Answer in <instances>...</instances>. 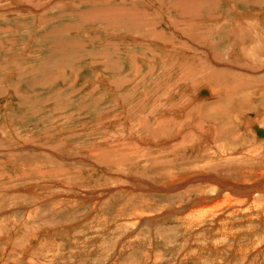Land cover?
Here are the masks:
<instances>
[{"label":"rangeland","instance_id":"rangeland-1","mask_svg":"<svg viewBox=\"0 0 264 264\" xmlns=\"http://www.w3.org/2000/svg\"><path fill=\"white\" fill-rule=\"evenodd\" d=\"M258 127L264 0H0V264H264Z\"/></svg>","mask_w":264,"mask_h":264},{"label":"bare ground","instance_id":"bare-ground-1","mask_svg":"<svg viewBox=\"0 0 264 264\" xmlns=\"http://www.w3.org/2000/svg\"><path fill=\"white\" fill-rule=\"evenodd\" d=\"M20 3V2H19ZM253 31V30H252ZM250 34H252V33H250ZM237 45V44H236ZM254 47V46H253ZM233 48V47H232ZM240 76V75H239ZM249 94V93H248ZM229 106V105H228ZM164 112V111H163ZM230 120V119H229ZM232 123V122H231ZM234 124V123H233ZM245 126V125H244ZM246 126H247V124H246ZM236 127V126H235ZM239 127V126H238ZM254 128H255V126H254ZM256 131H257V136L259 137V138H263V136L264 135H260L259 134V132L258 131H263L264 132V129H261V128H256ZM213 132V131H212ZM239 136H240V134H239ZM229 138H227V139H230L231 138V140H232V135H230V136H228ZM241 137H242V135H241ZM240 139H242V138H240ZM223 140V139H222ZM237 141H239V140H237ZM203 142V141H202ZM240 142H241V140H240ZM231 144V143H230ZM230 148V147H229ZM241 150V149H240ZM221 151H222V148H221ZM254 151V150H253ZM222 153V152H221ZM250 153V152H249ZM230 154V153H229ZM222 156H223V154H221ZM232 155V154H231ZM221 156V157H222ZM248 156L250 157V155L248 154ZM220 157V156H219ZM251 158H252V156H251ZM224 160V159H223ZM221 167V166H220ZM237 167V166H236ZM242 167V166H241ZM264 167V166H263ZM229 168V167H228ZM262 178V177H261ZM258 180H260V179H258ZM232 182V181H231ZM232 184H233V182H232ZM219 187V186H218ZM218 187H216V188H218ZM240 188V187H239ZM261 188V187H260ZM221 189V188H220ZM232 190H233V188H231ZM238 189V188H237ZM236 189V190H237ZM242 192V191H241ZM222 194V193H221ZM256 196H259V195H256ZM253 197H255V196H253ZM215 198V197H214ZM235 199V198H234ZM249 198H247L246 200H245V203H248V204H250V205H254V204H256L257 205V203L253 200V198H250L249 200H248ZM261 198H259L258 197V199L257 200H260ZM263 199H264V197H263ZM216 200V199H215ZM248 200V202H246ZM256 200V199H255ZM256 200V201H257ZM199 201V200H198ZM201 201V200H200ZM259 202V201H258ZM252 203V204H251ZM201 204V203H200ZM205 204V203H204ZM259 204V203H258ZM218 205V204H217ZM238 205V202L236 201V200H230L229 202H228V204L226 205V207L228 206V210H232V209H230L231 207H233L234 209L236 208V206ZM217 207V206H216ZM249 207V206H248ZM247 207V208H248ZM255 207V206H254ZM205 208H207V207H205ZM204 208V209H205ZM210 208L212 209V208H214V207H212V206H210ZM240 208H242V207H240ZM246 208V209H247ZM208 209V208H207ZM222 209H224V208H222ZM196 210V209H195ZM199 209H197V211H198ZM213 210V209H212ZM215 210V209H214ZM228 210L226 211V212H228ZM237 210V209H236ZM208 211H209V209H208ZM238 211H241V209L240 210H238ZM237 211V212H238ZM190 212H192V211H190ZM212 212V211H211ZM230 212V211H229ZM235 212V211H234ZM249 212V211H248ZM193 213L194 212H192V213H190L191 214V216L190 217H188V215H186L188 218H186V219H193V217H194V219H198V218H200V217H203L204 215H205V212L202 210V211H200V212H198V213H195L194 214V216H193ZM231 213V212H230ZM173 214V213H172ZM233 214H235V213H233ZM242 214V213H241ZM259 214V213H258ZM184 215V214H183ZM185 215H184V217H185ZM213 215V218H215V219H220L221 217H223V216H225V215H228V213H221V214H219L218 215V213H215V214H212ZM231 215V214H230ZM230 215H228V216H230ZM260 216V215H259ZM231 217V216H230ZM157 218V217H156ZM229 218V217H228ZM264 218V217H263ZM152 219V218H151ZM162 219V218H161ZM201 219V218H200ZM252 219H254V218H252ZM261 220H263V219H261ZM158 221V220H157ZM192 221V220H191ZM248 221V220H247ZM208 227V226H207ZM228 231V230H227ZM248 231V230H247ZM216 232V231H215ZM247 233V232H246ZM255 233V232H254ZM239 234H241V233H239ZM238 234V235H239ZM217 235V234H216ZM215 235V236H216ZM223 235V234H222ZM237 235V236H238ZM247 235V234H246ZM249 235V234H248ZM220 237H222L221 235H220ZM233 237V236H232ZM250 237V236H249ZM223 238V237H222ZM221 238V239H222ZM228 238V237H227ZM220 239V238H219ZM224 239H225V237H224ZM224 239H222V240H224ZM234 240V239H233ZM253 240V239H252ZM251 240V241H252ZM223 243H225V241L223 242ZM250 244H252V243H250ZM253 245V244H252ZM226 246H228V245H226ZM254 247H256V246H254ZM218 248V247H217ZM229 250V249H228ZM251 250V249H250ZM258 250V249H257ZM231 251V250H230ZM234 252V251H233ZM245 252V251H244ZM248 252V251H247ZM243 253V252H242ZM253 253H255V252H253ZM237 255V254H236ZM236 255H234V256H236ZM242 255V254H241ZM250 255H252V254H250ZM249 255V256H250ZM238 256V255H237ZM247 256L248 255H246V258H247ZM245 260V259H244ZM247 260V259H246Z\"/></svg>","mask_w":264,"mask_h":264},{"label":"water","instance_id":"water-1","mask_svg":"<svg viewBox=\"0 0 264 264\" xmlns=\"http://www.w3.org/2000/svg\"><path fill=\"white\" fill-rule=\"evenodd\" d=\"M260 135H264V132L263 131H258Z\"/></svg>","mask_w":264,"mask_h":264}]
</instances>
